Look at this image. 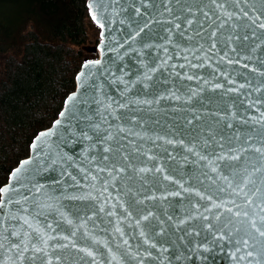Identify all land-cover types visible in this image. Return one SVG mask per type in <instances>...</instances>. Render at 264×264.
Here are the masks:
<instances>
[{
	"label": "water",
	"instance_id": "water-1",
	"mask_svg": "<svg viewBox=\"0 0 264 264\" xmlns=\"http://www.w3.org/2000/svg\"><path fill=\"white\" fill-rule=\"evenodd\" d=\"M85 7L98 29L96 59L81 64L56 119L1 187L15 189L0 194L5 258L4 237L15 242L6 230L35 235L27 217L52 237L53 264L57 257L59 264H244L232 258L231 240L214 239L224 217L217 222L219 210L205 211L210 202L195 193L227 199L217 189L226 187L218 173L229 161L213 152L246 137L260 145L264 29L243 18L219 28L223 18L208 0H86ZM249 7L264 11L262 0ZM42 132L51 135L37 141ZM27 256L23 264H42Z\"/></svg>",
	"mask_w": 264,
	"mask_h": 264
},
{
	"label": "trees",
	"instance_id": "trees-1",
	"mask_svg": "<svg viewBox=\"0 0 264 264\" xmlns=\"http://www.w3.org/2000/svg\"><path fill=\"white\" fill-rule=\"evenodd\" d=\"M85 1L0 0V188L56 119L81 64L96 59Z\"/></svg>",
	"mask_w": 264,
	"mask_h": 264
},
{
	"label": "snow or ice",
	"instance_id": "snow-or-ice-1",
	"mask_svg": "<svg viewBox=\"0 0 264 264\" xmlns=\"http://www.w3.org/2000/svg\"><path fill=\"white\" fill-rule=\"evenodd\" d=\"M209 3L214 4L219 12L220 23L219 28H223L225 24H229L233 19L240 20L245 19L251 22V25H255L260 29H264V11H257L254 7H249V5L254 4V0H208ZM241 3L245 7H240ZM264 3V0H262ZM231 4L233 10H228L225 5ZM89 8H92V4H89ZM239 9L236 11L235 9ZM251 13V15H250ZM204 15L208 17V13L205 12ZM92 19L97 20V16L93 11ZM191 25L192 21H188ZM103 25H101L102 27ZM230 27H237L235 24H229ZM179 27V25H177ZM244 27H250V25L245 24ZM215 31L212 33V37H215ZM247 38V37H245ZM231 39V37H229ZM211 47H215L212 44ZM90 62L84 63V68L89 67ZM96 63H99L97 61ZM85 73L81 72L77 79L84 77ZM69 100L74 99V97H69ZM63 116V113H61ZM264 117V113H262ZM59 125L60 121L56 122ZM51 135L49 132H42L36 137L37 141L43 140L45 137ZM111 138V137H109ZM250 138H245V143L240 146H229L226 152L217 153L213 152V155L217 160H227L229 161L227 165V171L218 173V178L223 180L226 187H219L217 190L219 192H226L228 194L227 199L213 200L211 195L205 196L201 192L197 191L195 194L200 197L201 200H208L210 203L205 205V211L212 212L215 209L219 211L215 214V220L219 222L221 217H224L221 230L218 235L214 236V239L221 240H231V242L236 246V251L232 253V258L244 264H264V134L260 137V145L253 146L250 142ZM171 142V141H169ZM247 145V146H245ZM37 144H33L32 148L36 149ZM223 147V145H221ZM104 151H109L105 148ZM206 156H201V159H206ZM107 159V157H104ZM126 159V158H125ZM234 162V163H233ZM30 163L25 161V164ZM17 168L15 172L12 173L14 179L18 177L21 169ZM103 171V169H101ZM117 172H123V168H116ZM147 169L141 168L139 172H146ZM161 171V169H157ZM213 172L217 171L216 167L212 168ZM111 175V172L109 173ZM169 177H165L168 179ZM95 179V177H93ZM183 187V185H181ZM11 189L10 187L0 188V194L7 197V193ZM189 189H185L188 191ZM179 195V193H176ZM7 202L11 203V198H7ZM5 203L0 201V208H3ZM40 207V205H37ZM199 211V209H197ZM225 213H228L225 216ZM39 215V213H37ZM147 219V217H144ZM203 219L208 220L209 216H202ZM24 224L29 228H32L34 236L29 239V233H24L21 236L12 230H6L11 232V236L15 237V242H13L8 236L4 239H9L8 255L6 258L2 252L5 248V244L0 241V264H23L29 252L33 255L27 256V259L35 261L37 258L42 260V264H53L51 258H49V253L47 251L49 245V239H52L50 235L46 237L43 231L39 228H33L32 223L27 217L23 218ZM48 227H51L50 225ZM208 227H211L209 225ZM119 230V229H118ZM235 237V239H232ZM67 239V237H65ZM127 244V241H124ZM31 245V246H30ZM155 245H153L154 247ZM61 248H67L69 245H60ZM72 247H75L73 244ZM80 251H85L86 255L93 257L91 251L85 249H80ZM237 254H239L237 256ZM57 259V264H59V257ZM93 259H95L93 257ZM113 260L116 257L113 256ZM118 264V262H117Z\"/></svg>",
	"mask_w": 264,
	"mask_h": 264
},
{
	"label": "rangeland",
	"instance_id": "rangeland-1",
	"mask_svg": "<svg viewBox=\"0 0 264 264\" xmlns=\"http://www.w3.org/2000/svg\"><path fill=\"white\" fill-rule=\"evenodd\" d=\"M1 13H2V9H1Z\"/></svg>",
	"mask_w": 264,
	"mask_h": 264
}]
</instances>
